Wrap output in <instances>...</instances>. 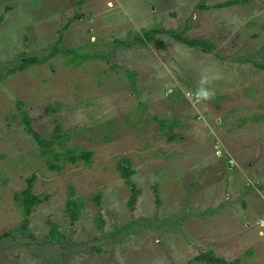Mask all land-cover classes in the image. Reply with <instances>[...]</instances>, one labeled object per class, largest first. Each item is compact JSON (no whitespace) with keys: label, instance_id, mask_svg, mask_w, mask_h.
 Segmentation results:
<instances>
[{"label":"rangeland","instance_id":"374dc122","mask_svg":"<svg viewBox=\"0 0 264 264\" xmlns=\"http://www.w3.org/2000/svg\"><path fill=\"white\" fill-rule=\"evenodd\" d=\"M79 1L0 0V235L12 231L0 264H189L206 250L264 264V0ZM152 28L146 46L117 43ZM28 58L39 62L18 69ZM23 111L45 138L59 127V158L41 154ZM155 117L178 125L161 131ZM71 150L93 154L72 161ZM123 157L143 189L135 209ZM32 174L48 199L21 232L14 194ZM71 199L83 206L76 221ZM49 219L67 234L58 244L45 238Z\"/></svg>","mask_w":264,"mask_h":264},{"label":"trees","instance_id":"16d2710c","mask_svg":"<svg viewBox=\"0 0 264 264\" xmlns=\"http://www.w3.org/2000/svg\"><path fill=\"white\" fill-rule=\"evenodd\" d=\"M237 1H242V0H230L227 2H223L219 4V7H223L226 5H230L231 3L237 2ZM85 0H80L79 4L84 3ZM7 9H11V7H7ZM172 17H176L177 14L175 12L171 13ZM4 14L0 15V22L4 20ZM79 18V14L76 13L75 15H67L65 19V23L63 24L62 28L59 31V38L58 41L56 42L55 49L49 56H53L54 53H56V49L58 48V44H60L64 37V31L67 30L73 21L75 19ZM159 30L157 28H152L149 31L145 32V37L146 40L138 36V39H135L134 41H128V40H117V43L123 46H131L132 44H137L140 46H146L148 41L153 42L155 39V34H157ZM167 33L174 37L176 40L179 42H182L184 44H187L190 47H201L203 51L205 52H211V50L215 47V43L211 42L209 40L203 39V38H187L182 35V33L176 32L173 28H170L167 30ZM134 42V43H133ZM65 52L67 54L73 55L74 51L70 49H65ZM46 60V58H45ZM72 60L75 61L76 59L74 56L72 57ZM37 63L39 62L38 59L36 58H28L23 61L22 65L18 67V69L22 70L26 67V65L30 63ZM81 62V61H80ZM264 67V66H262ZM133 75V73H132ZM135 76V75H134ZM135 80V78L133 79ZM135 83V81H134ZM216 102L219 101L218 99H215ZM19 106H22V102L19 101ZM50 109V108H48ZM156 120L158 121L159 129L161 131H166V129L174 130V128L178 125L177 121H175L176 118H173L172 120L168 118H159L155 117ZM23 120L25 124V128L28 133L31 134V136L34 138V140L38 143L40 152L43 156H48L49 154H52L55 158H59L60 153L54 151V145L56 143H63L64 138H62V135H59V127H57V132H54V134L48 139L42 136V134L33 126V121L31 118L27 115L26 111H23ZM176 137V134H171L168 135V140H172ZM93 152L91 151H82L79 154L77 153L76 150H71L70 152V159L72 161H77V159H84L86 161H89ZM48 166L50 168H59L58 165L54 164L53 161L48 160ZM118 169L121 173V176L123 177L124 182L126 185L131 187L132 195L128 201V205L131 209H135V207L138 205L142 194H143V189L142 187L138 184V182L135 181L134 175L136 173V170L132 166V161L129 157H123L122 159L119 160L118 163ZM35 180H36V175L32 174L30 177L27 178L26 180V186L19 190L16 191L14 194V199L15 201L23 208L24 210V221L23 224L21 225L20 228H18V231H23L24 229H27L30 227V220L29 216L32 214V212L35 210V208L43 203L45 200L48 199V196H45L42 198L40 194H37L34 192V186H35ZM152 190L155 192L156 195V201L159 202V186L157 183H154L152 186ZM158 197V198H157ZM82 204L78 202V200H69L67 203V212L69 217L71 218V221H76L79 218V215L81 213L82 209ZM98 221H99V228L103 229L104 226L106 225V220L103 218L101 214L98 215ZM47 223L50 224V230L48 234L45 235V238L47 236V239L53 243V244H58L62 239H65L67 237V234L59 229V224L57 222H54L53 220H47ZM158 227V226H157ZM160 227V226H159ZM12 235V231L6 232L2 235H0V239L4 237H8ZM46 240V239H45ZM94 249L100 250V246H94ZM192 263H197V264H241V260L239 258L235 260H229L224 256L218 255L214 250H206L204 252H201L200 254L194 256L192 259L189 260V264Z\"/></svg>","mask_w":264,"mask_h":264},{"label":"clouds","instance_id":"9594fccd","mask_svg":"<svg viewBox=\"0 0 264 264\" xmlns=\"http://www.w3.org/2000/svg\"><path fill=\"white\" fill-rule=\"evenodd\" d=\"M203 95L205 99H211L212 96L214 95V92L204 91Z\"/></svg>","mask_w":264,"mask_h":264}]
</instances>
